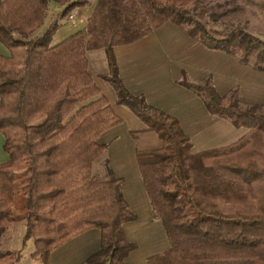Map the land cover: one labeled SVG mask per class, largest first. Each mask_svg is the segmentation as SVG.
Segmentation results:
<instances>
[{"label":"trees","instance_id":"obj_1","mask_svg":"<svg viewBox=\"0 0 264 264\" xmlns=\"http://www.w3.org/2000/svg\"><path fill=\"white\" fill-rule=\"evenodd\" d=\"M50 1L60 16L89 0H0V132L8 159L0 162V237L23 220L22 245L49 264V253L85 229L100 230L99 247L78 264H125L135 248L123 223L136 218L122 192V178L107 157L104 172L93 161L107 145L97 138L122 121L87 69L85 51L103 48L116 102L153 131L160 147L136 150L149 204L170 247L146 264H264V102L242 103L237 87L219 94L210 77L179 84L194 91L207 111L246 132L221 146L194 151L177 119L127 90L113 48L172 22L205 47L233 54L264 71V40L243 28L222 36L206 26L215 19L194 0H96L85 26L55 44L53 19L35 34ZM236 210L233 211V207ZM232 207V208H231ZM20 249H0V264H16Z\"/></svg>","mask_w":264,"mask_h":264},{"label":"crops","instance_id":"obj_2","mask_svg":"<svg viewBox=\"0 0 264 264\" xmlns=\"http://www.w3.org/2000/svg\"><path fill=\"white\" fill-rule=\"evenodd\" d=\"M95 2L89 0L87 5L72 8L66 17L74 19L75 23H72L58 18L61 5L50 1L48 16L44 19L48 23L58 19L60 23L52 36L60 33L62 40L83 28ZM70 13L73 14L71 18L68 17ZM113 51L118 75L127 90L141 95L147 103L176 118L192 145V139L197 141V149L192 146L194 151L228 144L247 129L234 126L228 119L226 123L222 117L209 113L194 91L179 84L182 71L194 82L210 77L219 94L237 87L241 102H264V71L239 62L233 54L205 47L172 22H163L135 41L115 45ZM0 54H9L1 42ZM85 56L91 78L122 119L101 132L97 141L105 143L107 147L110 145V150L113 147V153L107 159L117 178H122L121 193L136 216L122 225L126 238L136 244L123 261L125 264H146L150 256L162 254L170 244L161 221L149 204L137 168L135 151L158 149L161 141L155 132L141 130L144 126L141 120L129 108L116 102L115 91L102 77L107 71L104 49L86 50ZM139 136L140 143L153 147L140 148L135 142ZM3 143L4 136L0 132V162L8 159ZM99 241V228L85 229L51 250L49 264H78L98 249Z\"/></svg>","mask_w":264,"mask_h":264},{"label":"rangeland","instance_id":"obj_3","mask_svg":"<svg viewBox=\"0 0 264 264\" xmlns=\"http://www.w3.org/2000/svg\"><path fill=\"white\" fill-rule=\"evenodd\" d=\"M194 2L195 5H203L207 8L208 12L216 14L215 19L210 18L207 15L203 16L204 23L214 32L215 35L222 36L233 28L240 27L264 40V0H194ZM66 17L67 15L60 16L59 11L58 18H64L63 20L68 21L69 19ZM69 21L75 23L74 19ZM47 24L48 20L45 19L42 26H40L36 32L40 33L43 31V28H45ZM60 36V33H54L51 44L59 42L61 40ZM226 120L227 119L224 120L223 118V121L227 123L228 121ZM137 138L138 139H135V142L140 148H146L145 146L150 148L153 147L140 143L138 141L140 136ZM192 140L193 148L197 149V141L195 139ZM109 147L110 145L93 161L91 166L93 173L102 174L104 172L103 159L105 157L109 158V155L113 153L111 152V150L113 151V147L111 150ZM235 210L236 207L234 206L233 211ZM24 230L25 222L23 220L7 226L0 237V249L11 251L20 249V258L16 264H41L42 261L40 257H35L33 255V251L35 250L33 240L29 239L22 245ZM29 258H31V260H29Z\"/></svg>","mask_w":264,"mask_h":264},{"label":"built area","instance_id":"obj_4","mask_svg":"<svg viewBox=\"0 0 264 264\" xmlns=\"http://www.w3.org/2000/svg\"><path fill=\"white\" fill-rule=\"evenodd\" d=\"M72 16H73V14H72V13H70V14L68 15V17H69V18H71Z\"/></svg>","mask_w":264,"mask_h":264}]
</instances>
